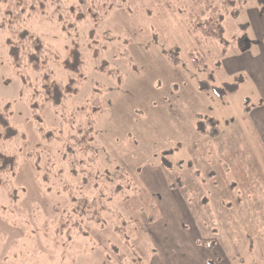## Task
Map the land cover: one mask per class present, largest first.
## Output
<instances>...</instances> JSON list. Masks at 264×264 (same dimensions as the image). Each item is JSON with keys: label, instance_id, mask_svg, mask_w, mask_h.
<instances>
[{"label": "rangeland", "instance_id": "obj_1", "mask_svg": "<svg viewBox=\"0 0 264 264\" xmlns=\"http://www.w3.org/2000/svg\"><path fill=\"white\" fill-rule=\"evenodd\" d=\"M83 1L42 0L36 6V14L28 16L25 25L44 42L56 78L66 83L74 77L84 79L75 99L88 96L93 81L104 85V107L96 121L98 160L87 167L89 186L95 182L97 172L110 170L117 174L125 171L112 149L100 138V131L111 145H122L124 138L139 149V153L141 150L149 152L147 162L150 166L161 165L162 152L169 151L165 157L173 168L168 177L182 180L185 187L181 193L190 197L194 202L192 206H195V199L208 202L207 207L198 210L204 240L220 247L217 253L223 257L222 261L226 258L231 264H264V161L252 148L250 137L246 142L235 144L248 148L247 156L244 152L238 155L242 163L233 164L229 174L220 172V166L214 164V170L220 172L217 175L207 173V162L196 157L190 144L166 139L173 132L171 120L179 117L181 106L174 104L171 95L181 87V80L186 84L184 87L193 88L200 102L208 107L206 112L194 113L193 120L196 114L203 113L218 119L221 132L227 131L225 125L229 122L238 133L252 134L239 111L233 107L228 109L230 94L217 95L225 85L236 83L238 86L244 80L238 75L224 83L222 78L225 77L218 68L226 54L241 51L244 45H253L250 28L245 31L246 26L241 24L247 23L244 9L255 5L264 11L263 4L259 0H243L236 15L227 12L224 15L222 38L206 41L190 27V14L195 16L203 9L196 0H100L108 3V9L101 11L99 17H90L80 23L76 21L77 6ZM73 12V19L65 17ZM12 35V30L0 28V102L6 105L10 121L18 131L12 146L16 149L19 169L6 183L0 184V264L151 263L150 250L154 244L147 233L153 234L156 228L161 230L160 225L167 231L166 211L155 204H147L159 200L145 184L143 189L126 171L130 183L123 191L126 201L130 202H120L124 197L121 193L113 196L115 202L111 207L115 214H103V218H109L107 225L103 223L100 227V223L86 220V216L81 226L88 227V234L77 233L80 225L72 228L71 237H67L66 231L54 230L61 211L70 204L69 196L54 188L50 191L42 188V183L36 180L37 171L29 152L36 151L40 155L46 150L56 152L63 136L53 132V140L48 142L36 128L23 94L21 76L10 63L7 42ZM241 38H245L243 46H239ZM172 49H177V60L171 62L167 54ZM96 65L107 67L108 74L95 69ZM204 81H208L209 88H202ZM252 88L251 83L243 84L239 92L245 96L253 91ZM164 91L169 94L160 96L159 92ZM189 99L186 95L185 100ZM259 99L257 93L252 97L255 101ZM249 102L251 105L250 99ZM60 121L57 111L45 110L46 128ZM234 122H239L240 127ZM176 134L174 132V136ZM209 138L204 135L199 140L206 143ZM134 154L137 157L136 152ZM222 156L224 152L219 153V157ZM216 176L221 181L232 176L235 180L233 190L208 191L194 183L200 179L208 185ZM81 192L84 197H91V189H86V185ZM212 192L215 196L221 194L225 200L208 201ZM232 194L238 195L239 200H234ZM148 217L152 220L161 217L162 222H158V227H149L145 223ZM115 227H119L116 232L108 229ZM95 229L102 238L101 244L93 236ZM101 246L105 248L102 254Z\"/></svg>", "mask_w": 264, "mask_h": 264}, {"label": "trees", "instance_id": "obj_2", "mask_svg": "<svg viewBox=\"0 0 264 264\" xmlns=\"http://www.w3.org/2000/svg\"><path fill=\"white\" fill-rule=\"evenodd\" d=\"M42 0H0V28L10 29L13 35L8 39V53L10 63L21 76L23 94L27 104L35 118L36 128L39 129L42 139L53 140V132L63 136V142L58 150H46L42 155L36 151L29 152L36 167V180L45 191L54 188L56 191H64L69 196L70 204L61 211L59 222L54 226L56 231H66L67 237L73 236L76 225H80L77 233L88 234V227L82 228V220H94L107 225V217L115 214L111 205L115 202L113 196L122 194L120 202L128 203L124 188L130 183L125 171L115 173L103 170L94 175L95 182L88 184L87 167L98 160V143L96 140V121L100 110L104 107L102 92L104 85L93 81L92 89L88 96L75 99L79 89L84 84L83 78L71 79L66 83L55 77L52 71L51 58L48 56L44 42L33 32L26 28L27 17L36 14V6ZM116 1V0H112ZM203 5L199 14H190V27L193 33H200L206 41L220 39L223 34L224 15L230 13L236 15L240 3L243 0H196ZM264 7V0H259ZM108 3L100 0L90 2L84 0L77 6V22H86L87 18L99 17L101 11L108 9ZM75 13L65 15L69 20ZM245 38L239 39V46H243ZM167 58L177 60V49H172ZM92 62V61H91ZM90 62V63H91ZM200 62V61H198ZM97 64V61H94ZM95 69L108 74L107 67L94 66ZM213 78V76H212ZM202 88H209L208 81H204ZM237 88V84H227L217 91V95L231 94ZM249 100L244 101V114L248 113ZM52 108L61 116V121L52 128L44 125V112ZM42 117V125L40 124ZM196 132L199 135H207L215 138L220 134L217 119L196 114L194 119ZM18 136L17 129L12 125L6 105L0 102V184L6 183L12 173L19 169L16 149L12 142ZM169 151L162 152L161 166L170 171L172 163L165 157ZM191 166V160L188 161ZM180 164V163H179ZM178 164V166H179ZM75 180V181H71ZM127 182V184H125ZM91 189V197H84L81 192L83 186ZM125 185V186H124ZM183 182L178 177L171 179L170 187H182ZM81 195V196H80ZM80 196V198L78 197ZM110 217V216H109ZM79 218V219H78ZM148 220H152L148 217ZM106 229V228H105ZM116 232L119 227L108 228ZM85 230V231H84ZM82 231V232H81ZM98 244L102 243L99 232H92ZM56 236H59L56 234ZM110 246V245H109ZM102 254L104 247L101 246Z\"/></svg>", "mask_w": 264, "mask_h": 264}, {"label": "crops", "instance_id": "obj_3", "mask_svg": "<svg viewBox=\"0 0 264 264\" xmlns=\"http://www.w3.org/2000/svg\"><path fill=\"white\" fill-rule=\"evenodd\" d=\"M244 10V17L247 23L242 22L241 24L242 26H246L245 31L250 28L253 35L251 41L253 40L254 43L252 46L250 45L248 47L244 45L241 51L233 50L230 54H226L221 59L218 70H220V73L225 77L222 78L224 83H228L226 81L238 75H241L242 80H244L239 84L240 86L238 85L236 90L230 94L228 109L233 107L235 110L239 111L243 119L242 121L245 122L246 128L252 131V134L243 133L241 129L240 131L242 133H238L235 131L236 129L232 128L233 126L231 123L227 122L225 125V130L227 131L224 133L220 130V137L219 135L215 137L218 139L209 138L206 143H201L199 140L200 136L204 135H197L194 128L193 115L196 112L207 110L208 107L200 102L198 93L193 88L184 87L186 84L182 80L180 82L181 87L173 93V96L171 95L174 104L181 107L179 109L178 119L175 120L174 117L171 120L173 129L172 135L166 137V139L171 142L182 143V145L190 144L191 148L196 153V157L201 161L207 162L205 169L209 168V170H207L209 175H215V173L217 175L219 172L214 170V164L215 166H220L222 169H220V172L223 171V173L229 174L233 171V164L239 165L242 163V161H239L238 155L240 152H244L246 155V152L248 153V148L244 145L235 146V144L246 142L248 136L252 142V148L256 151L258 157L264 161V11L261 10L259 6L257 7L255 5L246 7ZM170 82L171 84H175V82L171 80ZM248 83H251V87L253 86L254 89L252 88L253 91H251L250 94L242 96L239 91L243 84ZM256 93L260 96L258 101L252 100V97H254ZM166 94H169V91L159 92L160 96ZM186 95L190 98L189 101L185 100ZM246 97L250 99L251 105L248 113L244 114L243 105ZM201 114L203 115V113ZM213 118L217 119L215 116ZM234 123L240 127L238 125L239 122ZM174 132L177 133L176 136H174ZM98 134L108 148L112 149V153L117 157L118 162L125 167L124 169L130 177L134 180H138L141 186L146 185L159 200L149 201L147 204H155L157 207L160 206L166 211L164 221L167 222V231L165 232L164 227L160 225L161 230L156 228L153 234L151 231L147 233V236H149L151 242L153 241L154 244V248L150 250V253H152L150 260H152V262L149 264H231L226 258H224V261L221 260L223 257L217 253V250L220 249L217 244H209L204 240V232L200 224L201 219L198 210L207 207V201L195 199V206H192L194 202L190 200V197L181 193L185 184H183L181 188L170 187L171 179L168 177L170 171H166L161 165H148L147 158L149 157L148 155H150L149 152L146 153L141 150V153H139V149L132 146L129 141L127 142L124 138H122L121 141L123 142L122 145H120V143H117L115 146L111 145L112 143L106 139L105 134L101 133V131L98 132ZM109 139L110 141L112 140L111 136H109ZM240 146H243V149L239 148ZM113 148L115 149L113 150ZM134 152H136L138 158L135 156ZM220 152H224V156L219 157ZM132 156H135L136 159H133ZM215 159H217V162H215ZM117 160L115 159V161ZM218 161L221 163L218 164ZM231 178L232 176L230 179L224 181V177V180L221 181L216 176V179L212 180L208 185L205 180L200 179H198L199 181L197 183L194 180V183L197 184L200 189H206L208 191H232L235 180ZM217 180H219V182ZM227 191L226 193L229 192ZM213 193L214 192H212L211 196L212 199L210 198L208 201L225 200L221 194L215 196ZM237 196L238 195L232 194L234 200H239ZM161 220V217L160 219L158 218L150 221L145 218V223L148 224L149 227H158V222H162Z\"/></svg>", "mask_w": 264, "mask_h": 264}]
</instances>
